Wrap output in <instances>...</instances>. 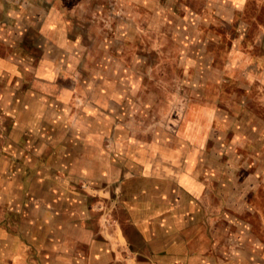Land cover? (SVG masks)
I'll use <instances>...</instances> for the list:
<instances>
[{
    "label": "rangeland",
    "instance_id": "374dc122",
    "mask_svg": "<svg viewBox=\"0 0 264 264\" xmlns=\"http://www.w3.org/2000/svg\"><path fill=\"white\" fill-rule=\"evenodd\" d=\"M241 3L0 0V58L17 64L0 76V264H43L54 215L130 228L121 200L158 149L205 185L191 215L172 191L176 251L264 264V0ZM45 60L61 74L43 84Z\"/></svg>",
    "mask_w": 264,
    "mask_h": 264
},
{
    "label": "crops",
    "instance_id": "0c3cea01",
    "mask_svg": "<svg viewBox=\"0 0 264 264\" xmlns=\"http://www.w3.org/2000/svg\"><path fill=\"white\" fill-rule=\"evenodd\" d=\"M222 1L239 8L241 2L245 0ZM47 62L43 61L37 73L39 78H43V84L56 80L61 74L53 70ZM14 68H17L15 61L0 58V76L6 78L14 76ZM46 105L43 99V116ZM5 106L7 114L13 118L16 126L22 124L24 126L30 122L31 116L25 115L26 122H17L19 119L15 116L16 106H10V101H7ZM10 107H13L12 113ZM19 114L23 116V113H18V116ZM11 138L12 144L21 141L22 130L15 128ZM155 155L157 157L152 156L163 163H153L150 171L135 164L136 176L141 183L129 187L131 191H136L135 194L128 192V196L121 200L129 213L130 228L125 229L122 225L115 228L111 224L110 228L108 226L104 228L106 216H99L98 219L90 216L85 219L83 215H79V211L74 213V217H65V220L73 221L70 229L58 223L60 221L56 219L58 215H54V220L47 217L45 218L47 222L53 220L55 224L48 230L43 228V264H209L202 251L194 256L190 248H185L183 253L177 252L174 241L171 240L176 233L175 223L181 218L180 212L170 206L174 200L172 191L177 185L184 190L188 196L184 202L186 203L184 213L189 212L191 215L194 203H197L195 199L202 194L205 185L196 176L193 166L186 165L182 170L176 166V155L173 152L158 149ZM137 160L143 165L139 159ZM164 162L168 165L165 166ZM163 177L168 181L161 180ZM143 179L144 182L141 181ZM144 190L146 193H143ZM71 197L76 199V196ZM71 203L72 206H76L74 201Z\"/></svg>",
    "mask_w": 264,
    "mask_h": 264
}]
</instances>
